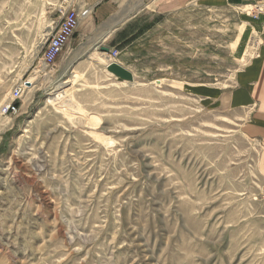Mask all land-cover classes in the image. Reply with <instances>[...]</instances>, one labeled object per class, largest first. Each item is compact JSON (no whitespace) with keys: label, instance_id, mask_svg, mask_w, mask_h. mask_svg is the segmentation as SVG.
I'll list each match as a JSON object with an SVG mask.
<instances>
[{"label":"rangeland","instance_id":"1","mask_svg":"<svg viewBox=\"0 0 264 264\" xmlns=\"http://www.w3.org/2000/svg\"><path fill=\"white\" fill-rule=\"evenodd\" d=\"M68 2L0 0V264H264V152L201 92L254 54L251 19L207 0L142 10L113 45L124 81L85 17L40 69Z\"/></svg>","mask_w":264,"mask_h":264},{"label":"crops","instance_id":"2","mask_svg":"<svg viewBox=\"0 0 264 264\" xmlns=\"http://www.w3.org/2000/svg\"><path fill=\"white\" fill-rule=\"evenodd\" d=\"M203 0H191V2ZM207 4L213 7L223 5H236L240 0H207ZM188 0H153L143 7L132 6L127 0H69L67 6L74 5L77 8L88 7L90 13L82 20L87 26L98 29L100 43H105L108 39V48L113 45L125 42L130 36L139 34V31H132V26L138 14L145 12H156L163 14L166 12L177 11L182 5H187ZM253 23L254 32L261 38L262 42L254 47V54L247 59L235 73L232 83L227 89H215L207 87L201 92L212 96V100H218L222 106L238 112L241 118L243 135L245 138L254 141L264 152V35L259 23ZM248 35L252 34V28ZM83 34L79 40L85 39ZM249 37V36H248ZM246 40L244 52L251 48ZM251 43V42H250ZM253 44H251L252 46ZM116 48V47H115ZM118 63L121 61L116 60ZM199 87L196 91L201 90Z\"/></svg>","mask_w":264,"mask_h":264},{"label":"built area","instance_id":"3","mask_svg":"<svg viewBox=\"0 0 264 264\" xmlns=\"http://www.w3.org/2000/svg\"><path fill=\"white\" fill-rule=\"evenodd\" d=\"M240 13L245 14L252 21L259 23L263 30L264 35V0H240L234 6ZM90 13L88 7L77 8L74 5L67 6L61 11V17L55 26V29L47 32L44 36L43 50L41 52V65L40 69L44 70L52 65L63 49L69 42L70 37L77 29L80 20ZM262 42L261 38L256 34L252 37L251 43L257 45ZM107 58L110 61H116L119 50L115 47L109 48L106 52ZM23 87L18 86L10 93V100L4 106L2 114L16 113L18 107L16 101L21 98Z\"/></svg>","mask_w":264,"mask_h":264},{"label":"water","instance_id":"4","mask_svg":"<svg viewBox=\"0 0 264 264\" xmlns=\"http://www.w3.org/2000/svg\"><path fill=\"white\" fill-rule=\"evenodd\" d=\"M103 52H108L109 48L106 46H103L101 48ZM106 70L116 76L117 78L124 80V81H133V73L125 68L123 65L116 61H111L106 65Z\"/></svg>","mask_w":264,"mask_h":264}]
</instances>
